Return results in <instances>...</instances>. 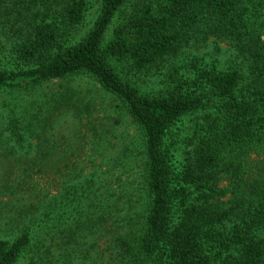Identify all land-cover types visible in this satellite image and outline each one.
Listing matches in <instances>:
<instances>
[{
	"label": "trees",
	"instance_id": "1",
	"mask_svg": "<svg viewBox=\"0 0 264 264\" xmlns=\"http://www.w3.org/2000/svg\"><path fill=\"white\" fill-rule=\"evenodd\" d=\"M98 1L92 26L78 38L75 31L91 0H0V91L31 92L83 76L96 81L106 98L98 101L96 93L83 95L71 86L51 89L43 103H32L29 118L14 110L0 125V202L12 213L1 220L0 234L13 236L0 238V264H58L53 250L34 245L33 226L47 222L51 234L56 223L51 219L60 207L85 208L98 195L92 188L99 175L95 170L82 175L74 157L82 151L80 140L87 139L80 135L84 127L91 132V144L110 142L107 136L114 134L116 121L110 109L124 111L139 132L137 187L133 184L125 196L123 217L130 223L139 203L142 220L136 228L124 223L92 227L90 236L96 237L90 244L80 210L71 228L79 229L83 241L74 247L70 244L78 241L71 234V242L68 235L60 237L68 260L86 264L84 258L96 249L110 252L108 264H264V186L255 190L256 210L249 223L232 229L224 225L229 211L211 202L223 194L215 182L226 153L232 159L222 165L229 168L239 149V156L264 152V51H240V62L221 69L195 63L193 76L175 71L155 92L140 89L117 64L127 61L132 70L144 72L176 55L199 32L238 48H255L253 0L136 3L110 38L113 19L132 0ZM244 59L252 64L248 61L250 73ZM198 112H204L201 134L200 129L195 133L192 155L178 168L167 145L169 132ZM111 165L112 180L117 160ZM103 205L107 212L113 206L109 199ZM103 238L108 242L104 249ZM79 247L87 252L83 259L76 256Z\"/></svg>",
	"mask_w": 264,
	"mask_h": 264
},
{
	"label": "rangeland",
	"instance_id": "2",
	"mask_svg": "<svg viewBox=\"0 0 264 264\" xmlns=\"http://www.w3.org/2000/svg\"><path fill=\"white\" fill-rule=\"evenodd\" d=\"M159 0H132L123 12L116 15L113 19L107 36L110 38L114 27H116L124 19L125 15L132 10V6L136 3L144 2L149 4H155ZM99 8L98 0H91V8L86 16V19L76 31L75 37H82L92 26L95 17L97 16ZM250 18L252 27L256 31L252 40L259 43L255 48L253 46H246L238 48L230 40L219 39L215 36L207 35L203 32L195 33L193 38L182 44L179 52L166 58V60L160 62L158 65L147 69L144 72H136L130 68L129 62L121 61L118 64L119 71L123 76H126L136 84L140 89L148 92H155L163 88L170 75L178 71L181 74L184 72L188 76H193L191 69L193 65H210L217 66L218 68H224L229 66L235 61L240 62V51H264V0H253L249 4ZM260 36V41L259 37ZM252 66L250 60H243L246 72H251V69L247 70L248 65ZM237 62V63H238ZM71 86L76 91L85 95L87 93H96L99 95L97 100H106L101 95L104 93L101 86L94 80L88 77H75L67 81H60L53 83H45L43 86L31 92L24 93H9L8 91H0V125L5 126L7 118L15 110V114L19 115L25 113L29 118V112L34 105L37 106L46 100V94L51 89L58 91L63 88ZM110 112L115 116V122L112 124L114 134L107 136L110 142L101 141L99 143L91 144L90 131L87 127H84L80 131V135L86 139H81V153L74 157V161L80 162L79 170H82L81 174L84 176L94 174L99 175L97 182H95L92 189L98 190L97 196H92L94 199H89L85 208L71 205L67 208H61L57 211V217L51 219V222H56L52 228L51 234L49 232V223L42 222L40 225L33 227L36 235V242L34 245L49 248L54 251L55 256L58 259V264H75L81 261L70 262L68 255L63 254L61 247H64L60 237L67 236V241L71 242L70 234L78 241L77 243H71L74 247H77L80 242L83 241L77 232V227L71 228L75 224V220L78 219L80 210L83 211V221H86L88 230L86 231L87 238L85 241L92 243L96 235L90 236L92 227H99L101 224L108 225L107 227H119L120 224H131L133 228L139 226V222L142 220V207L138 203V210L134 214V218L130 223H125L124 214L125 209L128 206V199L125 197L132 192V186L134 189L137 187L134 178L138 174L139 167V132L135 124H133L131 118L124 112L116 109H110ZM102 116V115H100ZM204 112H198L191 116H187L179 120L169 132L167 138L168 148L171 150L172 157L177 167H182L192 155L193 148L197 142L195 133L200 129L198 136L201 134L203 125ZM117 122V123H116ZM67 127L68 124L64 123ZM200 126V127H199ZM70 133L67 134L70 137ZM197 137V136H196ZM95 150H102L101 152H95ZM84 150V151H83ZM239 151L235 154L237 159H234V165L226 167L222 165L232 158L230 153H226V160L221 163V172L216 173V186L218 190L223 191V194L213 197L211 202L215 205L220 204L221 208L229 211V215L224 220V225L228 229H232L235 226H241L248 224L252 215L256 210L254 202L257 200L255 190L264 186V152L261 150L250 151L249 154L244 153L239 156ZM81 154V157L79 156ZM240 157V158H239ZM71 160V159H70ZM117 160L118 168L115 172L110 173L109 169L111 164ZM138 163V164H137ZM103 182H100V181ZM82 183V182H79ZM107 186L111 187L113 191H108ZM63 190V188H62ZM101 193V195H99ZM138 195V192H136ZM113 195V196H112ZM140 197V196H139ZM134 197L133 199H137ZM142 198V197H140ZM113 204L110 211L107 212L103 204L106 200ZM141 212V214H140ZM12 213L4 207L0 202V228H3L5 221L2 219L10 216ZM65 218L68 221H65ZM89 219V221H88ZM108 222L106 223V221ZM99 225V226H98ZM91 226V228H90ZM74 230H77L74 233ZM2 233V232H0ZM77 234V235H76ZM263 235V234H261ZM113 238V233L111 234ZM111 236L109 238L111 239ZM7 237L11 239L12 235L0 234V238ZM105 238L100 240V244L104 249ZM77 251L80 254L76 255L78 259H83L85 249L80 248ZM89 251V250H88ZM102 254L105 256L102 257ZM87 255V252H86ZM110 257L109 251H100L93 249L90 258H84L86 264H108Z\"/></svg>",
	"mask_w": 264,
	"mask_h": 264
}]
</instances>
